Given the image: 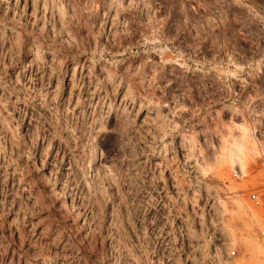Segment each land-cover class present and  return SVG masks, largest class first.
<instances>
[{
	"label": "rangeland",
	"instance_id": "obj_1",
	"mask_svg": "<svg viewBox=\"0 0 264 264\" xmlns=\"http://www.w3.org/2000/svg\"><path fill=\"white\" fill-rule=\"evenodd\" d=\"M198 232L264 264V0H0V264Z\"/></svg>",
	"mask_w": 264,
	"mask_h": 264
},
{
	"label": "crops",
	"instance_id": "obj_2",
	"mask_svg": "<svg viewBox=\"0 0 264 264\" xmlns=\"http://www.w3.org/2000/svg\"><path fill=\"white\" fill-rule=\"evenodd\" d=\"M190 242V241H189ZM173 240L170 243L171 248L182 249L183 243L182 241L177 243ZM190 244V243H189ZM197 250L199 249V254H191L189 253V248L187 244H185L184 250L188 252L187 254H181V252L176 253L173 255L172 253L167 257V264H195V262L200 261L203 264H207V246H208V239L206 237V233L198 232L197 241L195 242ZM182 245V246H181ZM179 246V247H177ZM200 252H204L203 254Z\"/></svg>",
	"mask_w": 264,
	"mask_h": 264
},
{
	"label": "built area",
	"instance_id": "obj_3",
	"mask_svg": "<svg viewBox=\"0 0 264 264\" xmlns=\"http://www.w3.org/2000/svg\"><path fill=\"white\" fill-rule=\"evenodd\" d=\"M250 199L252 200V202L255 203L256 206L261 205V198L257 193H254L250 196ZM169 236H164L163 239H159V237L156 239L155 244H154V248L152 249L151 247V255H150V261L152 262L151 264H167V257L172 253L173 255H175L176 253L181 252V254H187L180 251L177 252H173L170 250L172 249L170 246V242L168 241ZM180 242V241H179ZM178 242V243H179ZM153 251V253H152ZM236 252L232 251L231 252V256H235ZM211 261L209 259H207V264H210ZM195 264H203L200 261L195 262Z\"/></svg>",
	"mask_w": 264,
	"mask_h": 264
},
{
	"label": "bare ground",
	"instance_id": "obj_4",
	"mask_svg": "<svg viewBox=\"0 0 264 264\" xmlns=\"http://www.w3.org/2000/svg\"><path fill=\"white\" fill-rule=\"evenodd\" d=\"M238 144L240 145L239 147H238V145H237V147H238V152L233 153V156L231 157V158H232V161H233L234 163H236V162H238V161L240 160V159H238V156H239V158H241L240 155L242 154V153H241V154L239 155V152H242V149H243L242 146H241L242 142H240V143H238ZM242 145H244V144H242ZM244 146H245V145H244ZM244 146H243V147H244ZM245 148H246V147H244V150H245ZM236 150H237V148H236ZM231 151H232V150H231ZM231 151H230V153H232ZM237 159H238V161H237ZM241 160H242V159H241ZM239 162H240V161H239ZM240 164H243L242 161L240 162ZM240 164H239V165H240ZM235 165H236V164H235ZM243 165H244V164H243ZM240 166H241V165H240ZM240 168H242V167H240ZM242 169H243V168H242Z\"/></svg>",
	"mask_w": 264,
	"mask_h": 264
}]
</instances>
